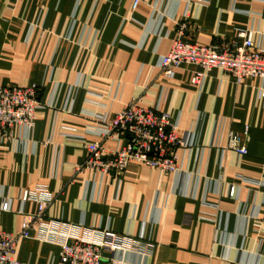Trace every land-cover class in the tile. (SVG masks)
<instances>
[{
	"label": "crops",
	"instance_id": "1",
	"mask_svg": "<svg viewBox=\"0 0 264 264\" xmlns=\"http://www.w3.org/2000/svg\"><path fill=\"white\" fill-rule=\"evenodd\" d=\"M140 2L134 10V0H0V87L40 90L31 133L16 127L11 141L0 140V231L20 230L22 213L36 211L21 194L42 185L55 197L47 220L143 237L153 245L146 264H264V80L237 85L212 69L198 87V66L183 65L171 79L159 68L181 30L200 47L252 30L264 51V0ZM132 100L177 123L186 144L178 150L180 171L130 164L120 177L76 173L87 145L125 146L96 130L98 118ZM232 132L246 155L228 148ZM59 251L22 239L15 260L49 264Z\"/></svg>",
	"mask_w": 264,
	"mask_h": 264
},
{
	"label": "built area",
	"instance_id": "2",
	"mask_svg": "<svg viewBox=\"0 0 264 264\" xmlns=\"http://www.w3.org/2000/svg\"><path fill=\"white\" fill-rule=\"evenodd\" d=\"M189 1L196 4L206 2ZM140 3V0H134L133 9L136 10ZM253 36L252 30L240 31L235 40L200 47L186 42L181 30L170 52L160 59V76L171 79L181 66L195 65L203 70L192 78V84L198 87L203 85L206 72L212 69L229 74L237 85H243L251 78L264 80V51L255 45ZM39 91L35 84L25 88L15 85L0 87V140L11 141L12 130L16 127L31 133L40 107ZM259 98L264 99V90L260 91ZM98 124V137L123 139L126 144L111 152L99 142L87 145V158L75 167L76 173L92 169L103 175L120 177L130 164L166 173L180 171L178 150L186 144L169 112L146 109L139 105V100H132L115 116L98 118ZM249 133L250 128L246 127L243 138L248 140ZM228 148L242 155L248 153L246 145L241 144V135L235 132L229 135ZM235 194L236 189L231 187L230 197ZM54 201L55 197L46 186L23 190L21 202L34 203L36 211L22 213L21 228L17 232L0 231V264H23L15 260L16 248L22 239H35L57 246L59 260L49 264H101L104 261L109 264H146L151 257L153 245L143 237L133 238L104 229L87 228L82 224L47 220L46 211ZM1 210L10 211L8 201L3 202ZM130 256H135L138 261H130Z\"/></svg>",
	"mask_w": 264,
	"mask_h": 264
}]
</instances>
